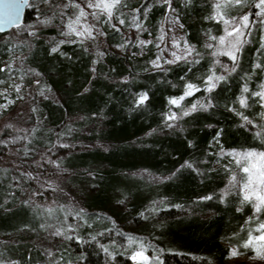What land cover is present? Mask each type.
I'll return each instance as SVG.
<instances>
[{
    "label": "trees",
    "instance_id": "obj_1",
    "mask_svg": "<svg viewBox=\"0 0 264 264\" xmlns=\"http://www.w3.org/2000/svg\"><path fill=\"white\" fill-rule=\"evenodd\" d=\"M147 1L138 0L131 8L138 7L143 13ZM257 1L245 0L250 10ZM66 4L68 0L43 3L58 11ZM171 6L178 8L188 41L200 54L194 60L167 65L161 70L151 67L153 50L135 60L110 51L105 61L96 63L94 56L78 44L67 46L66 54L53 52L50 41L59 34L55 27L41 30L40 37L30 39L27 35L34 9H28L24 24L13 29L21 31L20 39L27 42L22 44L26 47L23 61L27 72L45 78L62 95L60 104L50 100L40 103V118L49 130L63 131L70 127V120L81 117L79 128L93 127L90 138L100 145H77L75 154L68 158L69 164L78 169L76 175L91 172L92 167L98 169L91 175L94 194L87 195L84 204L78 205L69 196L84 211L85 225L76 250L64 248L61 255L65 263L131 264L130 257L139 244L133 250L117 252L116 261L111 262L96 240L101 233L94 232L115 230L106 212L125 199V213L116 218L123 224L133 220L137 228L121 234L140 238L148 256L157 251L158 264H225L230 253L225 244L226 234L249 213L248 205L247 211L239 210L240 198L236 193L225 194L229 173L223 166L215 165L221 150L264 152V128L256 124L263 108L257 98H252L264 82V43L259 34L251 36L237 54L233 70L234 62L228 56L213 55L204 49V28H213L217 37L222 33L221 23L206 20L212 15L211 1L171 0ZM168 9V4H154L142 14L151 32H156ZM12 31L0 34V69L12 45L3 38ZM104 35L113 48L123 44L116 29H106ZM258 64L260 67H256ZM212 73L224 79L207 91L206 80ZM188 84L197 86L199 91L185 98ZM145 94L147 99L139 103ZM245 96L257 105L239 109V101ZM180 97H184V105L200 100L205 107L200 106L182 118L184 129L156 136L170 125L168 117L180 112L171 103ZM29 116L33 122V114ZM6 150V144L0 141V161ZM141 171L167 181L154 185L143 179L133 180V174ZM6 173L9 175L0 168V234L16 232L36 216V208L24 198L14 195L6 202L5 194L10 189ZM158 201L160 205L154 212L160 222L154 223L156 220L150 221L146 213ZM90 232L94 233L90 236Z\"/></svg>",
    "mask_w": 264,
    "mask_h": 264
},
{
    "label": "rangeland",
    "instance_id": "obj_2",
    "mask_svg": "<svg viewBox=\"0 0 264 264\" xmlns=\"http://www.w3.org/2000/svg\"><path fill=\"white\" fill-rule=\"evenodd\" d=\"M45 1L31 0L29 9H34V19L29 24L27 35L30 39L34 36L40 37L41 30L55 27L59 30V34L56 40L50 42L53 48H58L56 52L66 54L68 53L67 46L78 44L94 56V63H96L105 61L110 51L135 60L134 58H142L153 50L154 57L151 67L156 70L164 69L167 65L194 60L200 54L196 47L189 43L186 27L176 7L171 6L156 32H151V26L145 22V17L142 14L154 4H165L164 0H148L143 13L137 11L138 7L131 8V4L138 0H122V3L113 10L110 22H105L106 16L101 14L99 9L88 7L89 0H72L88 13L86 20H81V24L87 23L92 26L91 37L77 36L67 27L69 21L75 19L78 9L69 5L62 11H58L44 6ZM180 1L188 2L189 0ZM210 1L212 3V13L210 14L212 15L206 20L207 22L210 20L218 22L217 19L211 18L216 15L215 5L218 0ZM94 2L95 0H93ZM258 2L259 0L256 4ZM255 5L250 10L244 0L242 4L229 3L221 8L224 19L232 21L236 27H240L243 16H248V26L241 29L243 34L240 37L241 43L239 51L235 53L236 56L249 43L251 36L259 34L261 42L264 43V15L260 14L262 10L256 8ZM93 12L97 13L95 17L92 15ZM134 17H138L136 23L141 24L142 27L135 26ZM120 19L125 21L123 25L119 23ZM219 23L222 24L221 35H226V26L222 22ZM112 25H115V28ZM76 27L79 30L80 26ZM112 28L118 30L123 38V44L118 48L109 46L105 40L104 31ZM228 30L231 31V27ZM20 35L21 31L13 30L9 36L3 38V40L9 39L12 45H9V55L2 68L5 71L0 76V81H3L0 83V93H3L0 95V105H7L6 108H0V141L6 144L7 148L6 155L0 161V168L9 173V175L7 173L5 175L10 188L5 194L6 202H9L14 195L18 199L24 198L27 203L36 208L34 209L36 216L28 226L10 234H0V264H80L78 262L65 263L61 255L65 249L76 250L85 225L84 211L72 202L69 196L75 199L78 205L84 204L86 196L94 194L91 187L94 179L91 175L92 171L95 172L98 168L92 167L91 172L76 175L78 169L69 164L68 158L73 153L75 154L77 145L93 148L100 145L97 140L90 138L94 130L93 127L79 128L77 124L81 121V117L70 120L69 128L54 133L49 130L46 121L40 118V103L50 100L60 104L63 98L45 78L27 72L23 61V50L26 47L22 45L27 42L25 39L21 40ZM209 36H216V33L213 28L206 27L202 32L204 49L214 53L217 51L215 47H206L208 44H216V41L210 40ZM160 37L163 39L161 40ZM227 39L232 38L227 37ZM140 41H150L151 43L141 44ZM188 49L192 50L191 54L188 53ZM166 61H171V63ZM215 75L218 76L216 73ZM51 76L56 77L53 74ZM17 84L20 85L19 93L14 88V85ZM261 86H264V82ZM195 87L197 88V86ZM207 87L206 84L205 88L207 89ZM259 91H264V87L255 92ZM196 92L193 90L192 94L186 95L185 98H189ZM253 93L252 98H257L263 108L256 118V124L264 128V117H262L264 100ZM9 100L13 103H8ZM244 100L247 106H239V109L246 110L257 105V102L251 101L249 96H245ZM201 104L200 100H197L192 105H184V99L178 100V104H174L175 107L180 108V112L173 114L176 119H168L170 125L156 136L170 133L174 129H184L186 124L181 121L185 116L183 113H190L193 111V105H196L195 109H198ZM29 114H33V122L29 121ZM226 153L229 152L220 151V159L215 168L222 166L226 168L227 166L239 176V171L230 163L231 157ZM227 177L225 194L236 193L240 198L239 210L247 211L248 205L249 213L243 221L236 223L234 230L226 234L225 244L230 247V253L225 264H264V249H259L260 254L258 255L256 247L251 245L244 247L249 230H253V235H259L254 229L258 227L259 222H264V211L255 213L252 205L243 201V192L239 186L233 187L229 182V174ZM132 178L133 180L143 179L148 184L154 185L167 181L165 177L144 171L133 174ZM128 201L130 202V198ZM125 203H128L126 199L119 203L118 207L113 206L114 210L106 212L108 220L114 224L115 230L112 233L94 229L95 233H101V238L97 237L96 240L111 262L116 261L117 252H127L137 246L129 243L131 236L121 234L136 229L134 221L128 218L131 222L123 224L119 222L120 219L116 218L125 213ZM159 205L160 202H156L150 206L146 213V216L150 217V221L156 220L154 223L160 222L156 217L157 213L153 211ZM94 232H90L88 235L91 236ZM86 239L90 240L91 237ZM233 250L236 255L232 254ZM149 257L152 264H158L159 260L156 258H159V254L157 251ZM130 260L131 264H137V261L131 257Z\"/></svg>",
    "mask_w": 264,
    "mask_h": 264
},
{
    "label": "snow or ice",
    "instance_id": "obj_3",
    "mask_svg": "<svg viewBox=\"0 0 264 264\" xmlns=\"http://www.w3.org/2000/svg\"><path fill=\"white\" fill-rule=\"evenodd\" d=\"M48 2V0H46ZM244 0H218L215 5L216 15L211 17L212 19H217L218 22H222L225 27L226 35L221 36H209V39L212 41H216V44H208L206 47L216 48L217 51L213 53V55H226L233 62V70L235 69V61L237 60V56L235 53L239 51V44L241 43L240 37L243 34L241 29L247 27L248 16L245 15L241 18L240 27L234 26V23L230 20L224 19V15L221 12V8L225 4L235 3L242 4ZM122 3V0H89L88 7L99 9L100 13L106 16L105 22H110L113 17V10L117 8L118 5ZM165 4H168L169 8L171 7V0H164ZM27 4V0H0V9H3V13L0 14V31L4 30L3 25L6 24H16L20 19V14L23 6ZM71 5L72 7L78 9V13L75 16L74 20H70L67 27L70 32L75 33L77 36H92V26L87 23L81 24V20H86L88 13L84 11L83 8L80 7L79 4H75L72 0H68V4L65 7ZM256 8L261 9L262 15H264V0H259V2L255 5ZM139 11V10H137ZM92 15L95 17L97 15L96 12H93ZM138 17L133 18V23L137 28L142 27L141 24H137L136 20ZM119 23L123 25L125 21L123 19L119 20ZM77 25H79V30L77 29ZM115 28V25H112ZM229 27H231V31H229ZM227 37H231L232 39H227ZM162 40L163 37H160ZM141 44L151 43L150 41H140ZM178 46V45H176ZM53 52L58 51V48H53ZM191 49H188V53L191 54ZM175 55V53H173ZM171 63V61H166ZM155 63V62H153ZM159 66V65H156ZM256 67H260V65H256ZM0 71H5V69H0ZM223 76H216L215 73L210 74L207 77L206 84L208 85L207 91H211L215 88L216 83L220 80H223ZM3 83V81H0ZM187 91L185 95H191L193 90L199 91L192 84H188ZM264 87V86H262ZM15 91L19 93L20 85H14ZM247 87L244 88V92H247ZM3 95V93H0ZM253 95L258 96L261 100H264V91H259L253 93ZM7 98V97H5ZM184 97H180L179 99H183ZM147 99V95H142L139 99V103H143ZM240 104L242 107L247 106L246 102L243 98L240 99ZM8 103H13V101H8ZM172 104H178V100H172ZM7 105H0V108H6ZM201 107H205L201 105ZM196 105H193V110H195ZM188 112H184L183 115H188ZM264 117V114H262ZM170 120H175L176 116L171 115L168 117ZM247 121V117H244ZM248 123H251L248 121ZM10 127V126H9ZM229 157H231L230 163L235 166V168L239 171L240 175L238 176L235 171L226 166L225 171L229 173V182L233 187L239 186L240 190L243 192V201L248 202L252 205L255 213H261L264 211V152H256V151H244V152H229L226 153ZM187 167H192L191 164H186ZM205 199H211V197H205ZM154 211V209H153ZM143 215V213L141 214ZM255 232L259 233V235H253V230H249L248 239L244 243V247L254 246L257 248V254H260L259 249H264V222H259L258 227L254 229ZM130 244H139V250H134L131 256V259L137 261V264H152L151 258L146 254L147 249L145 248L144 243L137 237L129 238ZM233 255H236L235 250L232 252ZM159 259L158 257L156 258Z\"/></svg>",
    "mask_w": 264,
    "mask_h": 264
},
{
    "label": "water",
    "instance_id": "obj_4",
    "mask_svg": "<svg viewBox=\"0 0 264 264\" xmlns=\"http://www.w3.org/2000/svg\"><path fill=\"white\" fill-rule=\"evenodd\" d=\"M31 0H27V4H25L21 10V14H20V19L19 21L16 23V24H4L3 27H4V30L3 31H0V34L3 35V34H6V33H9L10 31H12L13 29L15 28H18L20 26H22L25 22V18H26V14H27V11L29 9V4H30ZM3 13V9H0V14Z\"/></svg>",
    "mask_w": 264,
    "mask_h": 264
}]
</instances>
